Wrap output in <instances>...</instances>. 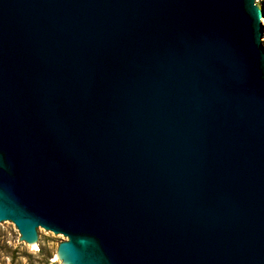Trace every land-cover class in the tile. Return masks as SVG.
Wrapping results in <instances>:
<instances>
[{
    "label": "water",
    "instance_id": "obj_1",
    "mask_svg": "<svg viewBox=\"0 0 264 264\" xmlns=\"http://www.w3.org/2000/svg\"><path fill=\"white\" fill-rule=\"evenodd\" d=\"M0 0V233L63 264H264V3Z\"/></svg>",
    "mask_w": 264,
    "mask_h": 264
},
{
    "label": "rangeland",
    "instance_id": "obj_2",
    "mask_svg": "<svg viewBox=\"0 0 264 264\" xmlns=\"http://www.w3.org/2000/svg\"><path fill=\"white\" fill-rule=\"evenodd\" d=\"M45 236L47 245L35 249L21 239L15 225L5 227V237L0 233V264H63L56 252L59 243L68 238L46 230Z\"/></svg>",
    "mask_w": 264,
    "mask_h": 264
}]
</instances>
